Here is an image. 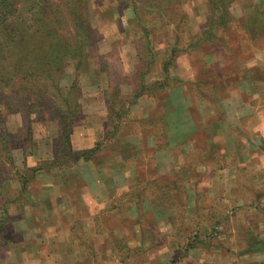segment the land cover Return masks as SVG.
I'll list each match as a JSON object with an SVG mask.
<instances>
[{
    "label": "rangeland",
    "instance_id": "obj_1",
    "mask_svg": "<svg viewBox=\"0 0 264 264\" xmlns=\"http://www.w3.org/2000/svg\"><path fill=\"white\" fill-rule=\"evenodd\" d=\"M213 3L217 11L211 14ZM6 10L11 16L0 19L5 62L20 57L25 74L40 69L48 78L52 64L35 65L34 59L45 56L55 38L81 50L83 58L57 77L60 112L45 111L52 91L46 78L28 94L18 92L16 102L0 103V136L5 138L0 161L10 157L13 166L4 165L8 174L0 178V264H143L148 259L172 264L161 246L184 241V250L193 243L187 237L204 225H210L207 243H222L220 234L234 230L233 245H264L259 241L264 239L259 234V226L264 228V0H14ZM210 16L215 26L203 32ZM255 33L260 36L251 41ZM16 38L18 46L12 43ZM163 62L167 88L146 92L128 108L126 100L140 82L164 78ZM220 69L224 85H216ZM251 75L261 87L249 85ZM165 98L172 103L163 104ZM66 110L77 119L74 144L92 147L103 139L91 160L99 170L85 167L76 156L69 159L75 148L52 150L57 115ZM117 110L122 116L115 119L112 111ZM174 127L187 136L170 133ZM16 145L51 165L25 189L16 173L30 174L20 164L21 148L11 150ZM110 174L113 200L95 207L101 217L94 235L81 213L68 215L67 198L70 211L89 205L95 184L81 185ZM206 178L212 184L202 183ZM227 178L231 184L225 188ZM45 179L64 180L65 187H50ZM99 186L107 185L98 184L97 195ZM132 203L133 223L156 228L145 233L150 239L145 247L139 246V232H129L126 214ZM39 207L49 220L57 216L54 234H64L63 241L68 237L67 250L48 247L46 232L33 218Z\"/></svg>",
    "mask_w": 264,
    "mask_h": 264
},
{
    "label": "crops",
    "instance_id": "obj_2",
    "mask_svg": "<svg viewBox=\"0 0 264 264\" xmlns=\"http://www.w3.org/2000/svg\"><path fill=\"white\" fill-rule=\"evenodd\" d=\"M248 71H249V69H248ZM249 73H250V71H249ZM240 82H242V81H240ZM248 83H249V85L250 84L254 85V87H258V86L261 87L262 86L261 84H259L258 82H255L253 80L248 81ZM174 93H175V91L170 93L171 94L170 96H172V94H174ZM168 98H170V97H168ZM168 98H165L162 101V103L163 104L172 103V98L169 100H168ZM76 130L77 129H75L73 131V134H71V137H70V145H71L72 149L75 148L78 151L91 150L92 148L95 147L96 143L103 141V139L95 141L94 144L92 145V147L91 146L90 147H82L81 144H77V143L74 144L73 139L76 136V132H77ZM172 132H174V134H177L179 136L186 135L185 133H183V131L179 132L176 129V127L171 129L170 133H172ZM102 146H103V144L101 145V148H102ZM99 152H100V150H99ZM20 155H22L20 164L23 163V165H25L29 168H34L41 161H43V159H42L43 156L40 155L39 153L38 154L34 153L32 155L24 156L23 152L21 151ZM128 160H129V158H127V161ZM91 162H92L91 160L89 162L83 161V165L85 167H87V166L90 167L89 164H91L96 169L95 166H97V165L94 166L92 164L93 162L92 163ZM99 167H100V165L97 166L98 170H99ZM50 170H40L37 172L36 176H38L40 178L43 175H47V173H49ZM158 170H159V167H158ZM112 175L113 174L105 175L104 177H101L100 175H98V176H94L93 179L89 178V181L85 180L86 185H81V188L88 187V184L91 185L89 183L91 181L95 184L94 190L92 189L93 192L91 191V193H92L91 202H89V205H87V202H86V204L82 203V208H78V210H76V211H70L71 206H72V201H71L70 197L67 198V196H66V198H67L66 205H68V208H67L68 215L70 217H72L73 212H78L77 216L79 213H81V221H84L85 224H87L88 230L93 231L94 235H97V231H96L97 230V223H98L97 219H99V216L101 217L100 211L99 210L95 211L96 210L95 207L96 206H98V208L100 207L99 204H100L101 200H108V201L113 200L112 192L114 191V189H113L112 185L114 184V177ZM46 179H45V181H42V182H46L47 181ZM58 181L61 184V186L65 187V181L64 180H58ZM140 182L142 183V181H140ZM212 182L213 181L209 180V178H206L204 181H202V183H205L206 186H208L209 184H212ZM48 183H49V186L53 187V188H56L57 184H59V183H56L54 180L53 181L49 180ZM100 183L101 184L104 183L107 186L103 190H101V187L99 186L100 195H97L94 192H96V190L98 189L97 186H98V184L100 185ZM157 183H158V181H157ZM224 183H225V188H226L228 184H231V179L227 178L226 182L224 181ZM220 184L222 185V179L220 180ZM234 184H235V181H234ZM131 193H132V191L130 192V196H129L130 199H132ZM39 195L42 196V190H41ZM52 197H53V195H52ZM53 199H57V198H53ZM49 200H50V198H49ZM57 201H58V199H57ZM87 201H88V199H87ZM92 204H93V206H90ZM55 205L57 206V204H55ZM191 208L194 210V213H195L196 207L191 206ZM129 209L131 210V211H129V215L126 214V217L131 220V223L127 224V225H129V232H132V235H133L134 231L139 232L140 236L142 235L141 240L138 241L139 246L141 245L142 247H145L147 245V242H150L149 235L147 237L145 235V233L146 232L147 233H149V232L154 233L156 231V228L144 226L142 223L134 224L133 220L135 219V217H134V212H132V211H134V204ZM39 210L41 213L39 212ZM254 210H255L254 213H257L259 211V210L257 211V209H254ZM48 214H49V212L47 213V215ZM112 214H111V210H109L108 216H112ZM34 215L35 216H33V218H35L38 221L40 228L44 232H46L47 242L49 243L48 247H50V250L53 248L62 249V246H64L65 249L67 250L68 249V246H67L68 237L66 239L67 241L66 240L63 241L64 234H61V232L57 233L56 231L54 234L53 227L55 228L54 222H55V220H57V216L55 215L53 217H50L51 220H49V217L44 215L42 208H40V207L36 210V214L34 213ZM40 215H43L45 217L40 219L39 218ZM208 226H210V225H208ZM208 226L204 225L203 228L201 229L202 231L199 234L195 235L194 237H192V238L187 237V239L185 241H187V240H188L187 242H189V240H190V242H191V240L193 241V243L190 244V245H192L191 248H188V249L186 248L184 250H181L180 246H183L185 244L184 241H182V243L171 242L170 240L165 243V241H163V243H165V247L162 245L160 248V250H165V251H162L163 257L165 256V258H168L167 262H170L172 260L173 261V262H171L172 264H264V247L261 246V247H257L254 250L246 251L248 249L249 245H247L246 242H244V241H242L241 243H238L236 245H233L232 242L234 239V237H233L234 230H232L231 234H229V235L220 234L221 236H219L218 239L224 240L222 243H218L216 245L214 243H207V241H206L208 239L207 231L210 229ZM262 229L264 230V228H260V226H259V232H260L259 234L264 235V231H262ZM157 230L159 231L160 228L158 227ZM51 231H53V233H51ZM202 232H205V233L202 234ZM257 235H258V233H257ZM90 236H92V235L90 234ZM95 237H93L92 239H95ZM43 238H44V236H41L40 240H42ZM221 244L226 246L227 248L220 246ZM229 245L231 247H228ZM83 246H84V244L81 241V247H83ZM229 249H231V251H228ZM160 250H158V252ZM170 252H172L173 254L170 255ZM49 253L50 252L48 251L47 254H49ZM52 253L56 254L57 252L54 250ZM149 260L150 259L144 261L143 264L153 263L152 261H149ZM81 263H82V259H81ZM157 264H159V263H157Z\"/></svg>",
    "mask_w": 264,
    "mask_h": 264
},
{
    "label": "trees",
    "instance_id": "obj_3",
    "mask_svg": "<svg viewBox=\"0 0 264 264\" xmlns=\"http://www.w3.org/2000/svg\"><path fill=\"white\" fill-rule=\"evenodd\" d=\"M29 1H36V0H29ZM13 3H14V0H0V19L6 18L7 16H11L9 14V12L6 10V8L7 7L9 8V6L13 5ZM211 6H212L211 7V14H213L214 12L217 11V9L215 8L214 3L211 4ZM221 24L222 23H220L219 25L217 24V27L220 26ZM214 26H215L214 25V19L210 16L208 18L207 25H206L205 29L203 30V32L209 31L208 28L210 27L212 29ZM259 36L260 35H258V33H255L251 36L250 40L252 41L256 38H259ZM81 37H83V39H85V36H81ZM54 40L55 41H52L51 45L49 46L48 53L45 56L36 57L34 59L35 65L39 64V66H43L44 64L45 65H48L49 63L52 64V66L50 67L52 75L49 76L48 78H47L48 75L45 74V71L40 70V69H37L30 74L29 73L25 74V71H22L23 68H25V67L23 66V64H21L22 60L20 57L19 58L17 57L15 59L12 57V60L7 63V62H5V58L3 57V55H0V103L1 104L10 105L12 100H15V102H16L18 92L23 91L24 92L23 95H26L29 93V88L34 87L35 85L38 84L39 81H41L43 78H46V79L50 80V86L52 88V91L48 90L49 96L51 99H50L49 105H46L45 111H52L53 110L55 112H60L61 109H60L58 103H60L59 99L61 98V92H60L57 77L62 76V74L64 72V67L67 64H71V63L72 64H78L80 61H82L83 55L81 54V50H79V49L78 50H70L68 44H65L64 42L60 41V38H55ZM20 42H21V40L20 39L18 40L16 38L14 40V42H12V43L14 45L18 46ZM3 44L4 43H0V45H3ZM151 52H149V54H151ZM8 64L10 66H8ZM8 68H10V69H8ZM162 72L164 74V78L162 80H155L148 85H146L143 81L138 84L136 92L132 96V99H130L129 101H128V99L126 100L125 104L128 106V108H130L131 106L136 104L138 101V98L141 95L145 94L146 92L150 94V92L154 88H158V89L167 88L166 81L169 78L168 77V68L166 66V63H164V62L162 65ZM215 72H216V70H215ZM21 73H22V75H21ZM215 76H216V79L220 80L219 83H217L216 85H218V84L224 85L227 83V79L225 78V75L223 74V69H220L219 73H217V75H215ZM251 79L253 81H256V78L254 77V75H251ZM207 83H210V81H207ZM32 85H34V86H32ZM4 87H5V90H4ZM168 88H170V87H168ZM8 92H10V93H8ZM34 96H36V95L34 94ZM62 101H63V99H62ZM29 102H31V100ZM125 104H123L121 106L123 107ZM31 105L34 106L35 101H33V103ZM41 106H45L44 103ZM112 112H113V117L115 119H116V116L119 117L118 114H120V113L118 112V110L112 111ZM50 114H52L53 118L55 117L54 113L50 112ZM123 115H125V114H123ZM57 119H58V125H57L58 133L55 136V139H53V142L51 145L52 150L57 151L58 149L66 148L69 151H71L72 149H71V145H70V136L72 133V128L74 126V123L77 121V119L75 117H73V112H71L69 110H66L65 112L58 113ZM3 124H4L3 120L0 119V127H2V129H3ZM114 128L116 129L117 125H115ZM4 130H5V128H4ZM27 130L29 131L30 128H27ZM1 133L3 134V130L1 131ZM106 135L107 136L105 137V140L107 139L108 135H110V130L109 131L107 130ZM4 139H5L4 136H0V140H2L1 146H2V144H5ZM58 139L60 140V142ZM103 143H104V141L96 143L95 147L92 148L91 150H88V151L75 152L73 150L70 152L71 155H69V159L74 158L76 156V158L78 160L81 159L82 161L94 160L95 155L99 152L101 145ZM16 148H21V151L23 152L24 156H28V155L32 154L31 151L27 152L26 149L23 148V146L18 147V145L12 146L11 150H14ZM4 149H6V148H4ZM9 152H10V150H8L7 153H9ZM76 154H78V155H76ZM9 161H11L10 157L0 161L1 162L0 163V178H4V176H7V174H8L7 169L4 165L9 164L13 168L12 164H10ZM45 164H46L45 161H41L34 168H29V167L24 165L23 166L24 171H27L30 174L29 177H25V174L16 173V174H19V176H20V182L22 183L23 189H25L26 186H27V188L30 186V184H31L30 180L36 176L38 171L50 169L51 165L46 166ZM0 188H3V183H0ZM257 238H259V237H257ZM257 238H255V240H257ZM259 241L264 244V239H259ZM257 243H258V241L256 242V244ZM191 247H192V245H190V244L187 245V249L191 248ZM257 247H260V245L248 247V249L246 251L254 250ZM262 247H264V245Z\"/></svg>",
    "mask_w": 264,
    "mask_h": 264
}]
</instances>
